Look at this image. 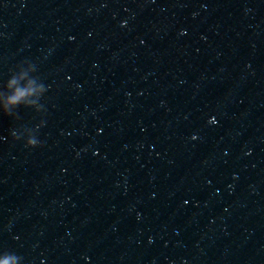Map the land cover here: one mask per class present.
<instances>
[{
    "label": "water",
    "instance_id": "obj_1",
    "mask_svg": "<svg viewBox=\"0 0 264 264\" xmlns=\"http://www.w3.org/2000/svg\"><path fill=\"white\" fill-rule=\"evenodd\" d=\"M0 264H264V68L148 177L66 219L0 234Z\"/></svg>",
    "mask_w": 264,
    "mask_h": 264
}]
</instances>
